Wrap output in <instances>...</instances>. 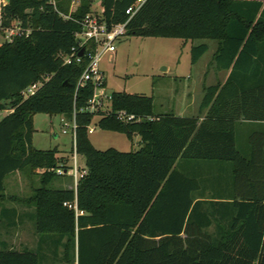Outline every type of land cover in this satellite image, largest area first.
Listing matches in <instances>:
<instances>
[{
    "label": "trees",
    "instance_id": "trees-1",
    "mask_svg": "<svg viewBox=\"0 0 264 264\" xmlns=\"http://www.w3.org/2000/svg\"><path fill=\"white\" fill-rule=\"evenodd\" d=\"M62 1L54 9L50 0H9L1 10L2 27L20 22L30 34L0 45V113L7 111L0 118V205L6 176L41 170L39 187L26 202L35 208V230L65 238L66 254L75 251L76 264H264V200L222 201L218 177L202 174V180L187 168L213 163H179L231 161L235 169L243 164L232 126L239 119L264 121V0L144 1L126 35L215 41V69L230 73L222 87L205 89L200 111L208 112L199 126L196 118L154 115L152 97L111 93L112 113L99 114L97 125L139 137V149L127 153L96 150L88 139L95 116L81 110L93 87L76 90L88 60L64 65L59 54L76 45L78 22L94 0H80L74 11ZM137 1L100 0L101 13L107 24H123ZM207 51L204 43L193 46L191 64ZM46 76L34 96L22 98L23 90ZM122 110L144 120L124 124L115 117ZM37 114L68 121L74 116V151L86 168L75 192L50 188L56 170L72 167L57 157V149L32 146ZM205 191L211 192L208 202ZM213 224L212 235L207 230ZM0 264L40 259L28 249L0 250Z\"/></svg>",
    "mask_w": 264,
    "mask_h": 264
},
{
    "label": "rangeland",
    "instance_id": "rangeland-1",
    "mask_svg": "<svg viewBox=\"0 0 264 264\" xmlns=\"http://www.w3.org/2000/svg\"><path fill=\"white\" fill-rule=\"evenodd\" d=\"M79 3L80 0L62 1L64 7H68V11H74ZM90 11L101 13L100 0L93 1ZM199 41L201 40L191 42L196 45L201 43ZM206 42L212 44L213 48L216 44L215 41ZM188 49L187 46L184 47L183 40L180 39L142 38L128 35L121 37L115 42L113 55H105L99 64L105 78L107 93L125 92L152 97L154 115L170 113L173 109L172 101L173 95L176 94L175 91L179 92L183 88V81L190 75L192 64ZM211 57V52L205 53L198 61V66L210 67ZM193 96L198 102L201 96L200 91L198 90ZM6 114V112H1L0 118ZM98 119L99 116L94 117L91 124L94 130L88 135L91 145L96 150L115 149L127 153L139 149V137L132 136L129 139L126 134L103 131L97 125ZM33 123L35 129L32 136L33 147L39 150L57 148V157L65 161L67 167L71 165L74 172L76 169L79 178L81 171H86L85 159L82 155L75 153L71 130L63 127L60 116L37 114L33 118ZM63 130L67 133L63 134ZM195 167L187 168L196 171L197 174H193L201 175L202 179L205 166L202 169ZM37 171L41 173V170ZM35 172L31 169H24L19 173L9 174L4 180L5 191L0 205V250L21 251L26 248L38 253L40 264H76L75 251L70 249V252L66 254L65 238L61 239L57 234L40 235L35 230V208L26 203L33 191L39 187V174L36 175ZM55 173L61 177L65 174L61 169L56 170ZM58 176L51 183V189L60 186L58 179L61 177ZM210 196V191L203 192V201L208 202ZM206 205L207 203L204 207L208 208ZM14 207L24 213L17 224H12ZM222 224L226 226L227 221ZM207 232L215 234V224Z\"/></svg>",
    "mask_w": 264,
    "mask_h": 264
},
{
    "label": "crops",
    "instance_id": "crops-1",
    "mask_svg": "<svg viewBox=\"0 0 264 264\" xmlns=\"http://www.w3.org/2000/svg\"><path fill=\"white\" fill-rule=\"evenodd\" d=\"M206 41L208 40L199 41L201 42L199 44L204 43L208 46L207 52H211L212 54L211 66H198V62L191 65L190 75L183 81V88L179 90V92L175 91L176 94L173 95V109L170 112L176 117L196 118L198 126L203 122L208 112V108L200 111V104L205 89L209 86L222 87L230 73L229 70L217 71L215 69L213 56L217 51V42H215L216 44L213 48L211 47L212 44ZM183 45L189 48L188 50L191 55L192 47L198 44L195 45L194 42L183 40ZM198 90L201 96L200 100L197 102L193 95ZM61 117L62 116H60V118ZM232 131L234 148L243 159L241 161L243 164L239 169H235L231 161L196 160L180 161L179 163H213L208 168L205 167L203 175H205V177L210 176V178H214V176L218 177L220 194L217 197L222 199V201H229L232 198L238 200L254 198L264 200V121H246L239 119L234 121ZM68 166L71 167V165ZM42 172L43 171H41V173ZM16 173H19V171L15 172V174ZM41 173L39 171L35 172L36 175L39 174V179ZM81 173L84 174L85 171H81ZM77 179L78 171L75 174L74 170H69L64 176L58 179V181H60V186L56 189H68L75 192ZM66 180H68V182L65 183ZM233 195L235 196L232 197ZM13 211L14 223L12 222V224H17L19 223V218L22 217L24 213H21L15 207Z\"/></svg>",
    "mask_w": 264,
    "mask_h": 264
},
{
    "label": "built area",
    "instance_id": "built-area-1",
    "mask_svg": "<svg viewBox=\"0 0 264 264\" xmlns=\"http://www.w3.org/2000/svg\"><path fill=\"white\" fill-rule=\"evenodd\" d=\"M145 0H138L134 5L130 6L125 14L129 17L123 24L109 25L105 21L102 13L89 12L78 23L81 30L74 36L76 45L70 49L69 54H59L64 65H69L72 62L79 64L81 59L85 57L88 61L84 71L77 81L76 90L83 88L86 84H91L93 87V94L88 100L87 105L81 112L88 113L93 116L99 114L112 113L111 108V94L106 91V84L103 72L100 70L99 64L105 55L112 56L115 52V42L126 35V26L134 14L139 10ZM54 9H56V0L49 2ZM7 4L6 0H0V45L4 43H11L16 38H26L30 34L29 29L22 27L20 22H14L12 26L4 28L1 26V10ZM68 18V17H65ZM84 49L82 56H79L80 51ZM49 77H43L38 82L31 84L21 92L23 99H28L35 95L40 89L43 82L47 81ZM7 113V111H5ZM115 117L118 121L129 124L133 122H141L144 120L141 117L128 114L126 111H117ZM152 121L153 119H148ZM63 127L69 128L72 133L74 143L76 124L74 116L71 121L66 120L63 116L60 118ZM91 125L88 127V134L93 132ZM63 134L67 131L63 130ZM59 173H61L59 171ZM77 170L75 169V174ZM62 174V173H61ZM82 174H80L81 176ZM66 206V204H64ZM71 208L70 205H68Z\"/></svg>",
    "mask_w": 264,
    "mask_h": 264
},
{
    "label": "water",
    "instance_id": "water-1",
    "mask_svg": "<svg viewBox=\"0 0 264 264\" xmlns=\"http://www.w3.org/2000/svg\"><path fill=\"white\" fill-rule=\"evenodd\" d=\"M6 2L8 3L9 0H6ZM83 52H84V49H82V50L80 51L79 56H82ZM163 70H165V69H163ZM163 70H162V71H163Z\"/></svg>",
    "mask_w": 264,
    "mask_h": 264
}]
</instances>
